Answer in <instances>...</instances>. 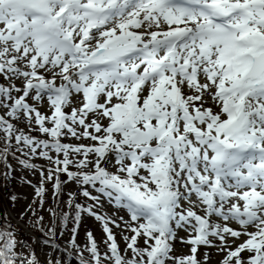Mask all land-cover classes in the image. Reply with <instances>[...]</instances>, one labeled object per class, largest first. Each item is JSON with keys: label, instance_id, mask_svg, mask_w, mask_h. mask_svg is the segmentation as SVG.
<instances>
[{"label": "snow or ice", "instance_id": "obj_1", "mask_svg": "<svg viewBox=\"0 0 264 264\" xmlns=\"http://www.w3.org/2000/svg\"><path fill=\"white\" fill-rule=\"evenodd\" d=\"M17 177L33 196L5 186V210L50 247L71 223L66 264H264V0H0ZM7 227L0 264L34 256Z\"/></svg>", "mask_w": 264, "mask_h": 264}, {"label": "rangeland", "instance_id": "obj_2", "mask_svg": "<svg viewBox=\"0 0 264 264\" xmlns=\"http://www.w3.org/2000/svg\"><path fill=\"white\" fill-rule=\"evenodd\" d=\"M65 142L75 143L76 141L70 140V141H65ZM84 142L86 143V141H84ZM35 162L37 164L43 163V161L39 160V159L36 160ZM17 172H19V169H17ZM32 179L35 182L36 178L32 177ZM9 186H10L9 192H15L17 195L21 196L20 205H23L25 203V200L23 198L25 195L27 196L28 199H31L33 196V189L31 187L23 184L21 182V180L19 179V177H17L11 184H9ZM75 187L76 186H74V185H69V189H66V191L67 190H75ZM6 196H7V194L5 195V197ZM76 199H77V201H80L82 199V197L78 191L76 192ZM102 211H105V212H108L109 214H111L113 211V206H110L107 203H105V208ZM120 214L123 215V213H120ZM9 217L13 222H19L18 219L16 218L15 213H13L12 215H9ZM45 219H46V221H49L50 217L45 214ZM20 224L23 225L25 228H26V226L29 227V225L26 222L20 223ZM68 227H69L68 232L65 233L64 238H60L59 233L57 235L59 237L58 243H59L60 248H64L66 246V240L68 239V233L70 232V229H71V223H69ZM86 229L91 230L95 234V238L98 241L100 239H102V236H103L102 225L99 222H96L94 220V218L84 217L82 220L81 228L79 230V236H78V242L79 243L84 244V242L86 240V235H85ZM58 230H59V226H58ZM113 231L117 233L116 238L120 242L121 247H123V241L121 240V237L119 235L120 230L113 226ZM180 235L183 236L184 234L180 233ZM18 238L20 241L25 242L24 248L27 250V252L32 253L34 251V253H35L34 256H36V259H34V256H25L24 252H20L19 255L23 258V260L26 263L28 260H29V262L31 260L32 261L31 264H37V262H38V264H49L50 258H51V260L55 261L57 259V257H59L62 261V264H66L64 254L61 252L60 249L57 248L54 251H52L49 243H45V242L39 243L38 242L39 239H36L32 235V233L26 232L25 235L18 233ZM27 241H29L30 243H27ZM33 243H34L36 249L34 248V246H32ZM176 250H177L178 254L181 252L187 251V249L184 248L179 242H177V244H176ZM37 257H38V259H37ZM216 259H218V256L215 253H213L212 264H216ZM71 264H77V261L75 259H73L71 261Z\"/></svg>", "mask_w": 264, "mask_h": 264}, {"label": "trees", "instance_id": "obj_3", "mask_svg": "<svg viewBox=\"0 0 264 264\" xmlns=\"http://www.w3.org/2000/svg\"><path fill=\"white\" fill-rule=\"evenodd\" d=\"M5 186L7 187V190L10 191V186L7 184H5V182L0 179V192H1V196H0V226H8L7 230L11 231V230H16L17 233H23L24 230L19 226L13 223V221L8 217V215L6 214V211L4 209L3 206V202H2V196L6 195L7 193L4 191ZM6 193V194H5ZM29 228L37 235L39 236L43 242L45 243H49L48 239L46 238V235L42 234L41 232L36 231L35 229H32L30 226ZM58 235V234H57ZM58 236L57 239L52 241V245L54 247H57L58 245ZM32 261H30L28 264H31ZM21 264H25L23 261H21Z\"/></svg>", "mask_w": 264, "mask_h": 264}, {"label": "bare ground", "instance_id": "obj_4", "mask_svg": "<svg viewBox=\"0 0 264 264\" xmlns=\"http://www.w3.org/2000/svg\"><path fill=\"white\" fill-rule=\"evenodd\" d=\"M56 248L54 246H51V250L54 251Z\"/></svg>", "mask_w": 264, "mask_h": 264}]
</instances>
